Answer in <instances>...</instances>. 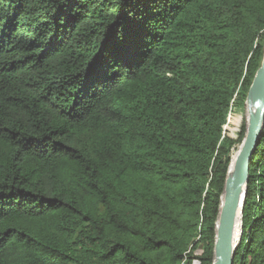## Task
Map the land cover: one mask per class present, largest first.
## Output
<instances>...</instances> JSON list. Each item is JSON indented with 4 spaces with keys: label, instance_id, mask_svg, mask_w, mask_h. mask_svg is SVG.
Returning a JSON list of instances; mask_svg holds the SVG:
<instances>
[{
    "label": "trees",
    "instance_id": "1",
    "mask_svg": "<svg viewBox=\"0 0 264 264\" xmlns=\"http://www.w3.org/2000/svg\"><path fill=\"white\" fill-rule=\"evenodd\" d=\"M263 45L264 0H0V264H211Z\"/></svg>",
    "mask_w": 264,
    "mask_h": 264
},
{
    "label": "water",
    "instance_id": "2",
    "mask_svg": "<svg viewBox=\"0 0 264 264\" xmlns=\"http://www.w3.org/2000/svg\"><path fill=\"white\" fill-rule=\"evenodd\" d=\"M245 99L248 106L254 107V110L248 115L236 161L232 169L228 167L226 173L214 223L211 264H232L241 238V213L249 179V160L264 125V45L260 67L253 77ZM237 224L240 227V237L235 243L233 234Z\"/></svg>",
    "mask_w": 264,
    "mask_h": 264
},
{
    "label": "bare ground",
    "instance_id": "3",
    "mask_svg": "<svg viewBox=\"0 0 264 264\" xmlns=\"http://www.w3.org/2000/svg\"><path fill=\"white\" fill-rule=\"evenodd\" d=\"M245 109H246V126H247L248 115H249L250 111H253V110H254V107L250 108V107L248 106V104L246 103V101H245ZM245 130H246V129H245ZM238 150H239V147H238V149H237V151H236V156H235V158H234V162H233V164L229 167L230 169H232V167H233V165H234V163H235V161H236V157H237V154H238ZM233 237H234V241H235V243L238 242V239H239V237H240V227H239L238 224H237V225L235 226V228H234V234H233Z\"/></svg>",
    "mask_w": 264,
    "mask_h": 264
},
{
    "label": "rangeland",
    "instance_id": "4",
    "mask_svg": "<svg viewBox=\"0 0 264 264\" xmlns=\"http://www.w3.org/2000/svg\"><path fill=\"white\" fill-rule=\"evenodd\" d=\"M237 133H238V131H237ZM237 133L235 132L233 134L232 133L228 134V132L227 133L225 132L226 136L233 137V138L236 137ZM230 134H232V135H230Z\"/></svg>",
    "mask_w": 264,
    "mask_h": 264
},
{
    "label": "built area",
    "instance_id": "5",
    "mask_svg": "<svg viewBox=\"0 0 264 264\" xmlns=\"http://www.w3.org/2000/svg\"><path fill=\"white\" fill-rule=\"evenodd\" d=\"M185 261H186V259L184 258L181 260V262L179 264H185Z\"/></svg>",
    "mask_w": 264,
    "mask_h": 264
}]
</instances>
